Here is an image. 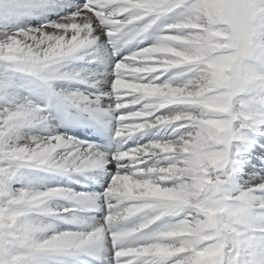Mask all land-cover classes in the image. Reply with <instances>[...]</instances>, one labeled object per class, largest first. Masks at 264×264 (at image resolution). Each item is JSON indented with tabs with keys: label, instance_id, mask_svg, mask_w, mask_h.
<instances>
[{
	"label": "snow or ice",
	"instance_id": "1",
	"mask_svg": "<svg viewBox=\"0 0 264 264\" xmlns=\"http://www.w3.org/2000/svg\"><path fill=\"white\" fill-rule=\"evenodd\" d=\"M0 264H264V0H0Z\"/></svg>",
	"mask_w": 264,
	"mask_h": 264
}]
</instances>
